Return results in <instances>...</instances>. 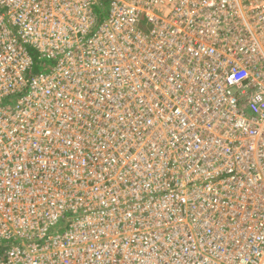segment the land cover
<instances>
[{
  "label": "built area",
  "instance_id": "2783aa9c",
  "mask_svg": "<svg viewBox=\"0 0 264 264\" xmlns=\"http://www.w3.org/2000/svg\"><path fill=\"white\" fill-rule=\"evenodd\" d=\"M0 245L264 264V0H0Z\"/></svg>",
  "mask_w": 264,
  "mask_h": 264
},
{
  "label": "trees",
  "instance_id": "16d2710c",
  "mask_svg": "<svg viewBox=\"0 0 264 264\" xmlns=\"http://www.w3.org/2000/svg\"><path fill=\"white\" fill-rule=\"evenodd\" d=\"M103 15V13L101 14ZM36 64L35 67L33 69V71L31 72L32 74L38 72L41 68L47 69L48 65H50L49 61H46L44 59L39 58L38 56L36 57ZM4 246L0 245V252H2L4 250Z\"/></svg>",
  "mask_w": 264,
  "mask_h": 264
},
{
  "label": "rangeland",
  "instance_id": "374dc122",
  "mask_svg": "<svg viewBox=\"0 0 264 264\" xmlns=\"http://www.w3.org/2000/svg\"><path fill=\"white\" fill-rule=\"evenodd\" d=\"M164 118H165V117H164ZM162 122H163V124H165V125H166V124H168V123H169V120L163 119V120H162Z\"/></svg>",
  "mask_w": 264,
  "mask_h": 264
}]
</instances>
